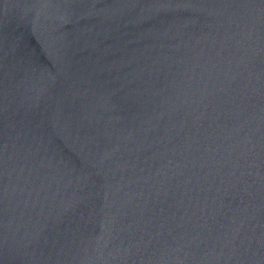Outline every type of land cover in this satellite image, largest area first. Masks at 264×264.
<instances>
[{"label": "water", "instance_id": "obj_1", "mask_svg": "<svg viewBox=\"0 0 264 264\" xmlns=\"http://www.w3.org/2000/svg\"><path fill=\"white\" fill-rule=\"evenodd\" d=\"M0 264H264V0H0Z\"/></svg>", "mask_w": 264, "mask_h": 264}]
</instances>
